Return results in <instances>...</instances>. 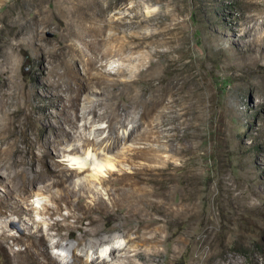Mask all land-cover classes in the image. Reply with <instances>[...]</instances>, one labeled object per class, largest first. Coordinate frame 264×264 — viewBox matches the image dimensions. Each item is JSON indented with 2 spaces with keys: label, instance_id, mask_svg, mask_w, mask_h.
Instances as JSON below:
<instances>
[{
  "label": "rangeland",
  "instance_id": "1",
  "mask_svg": "<svg viewBox=\"0 0 264 264\" xmlns=\"http://www.w3.org/2000/svg\"><path fill=\"white\" fill-rule=\"evenodd\" d=\"M115 34L122 43H115ZM260 34L264 0H0V135L9 136L0 146L33 147L41 156L42 145L61 125L71 136L59 141L58 149L49 147L57 155V168L86 164L84 173L64 183H54L46 172L30 174L24 200L19 205L13 198L14 207L25 208L22 217L0 216V233L6 228L20 240L0 250V264L6 252L35 251L40 236L49 257L60 264H131L128 256L134 264H264V59L252 65V54L244 51ZM124 43L118 51L115 46ZM39 45L43 48L37 50ZM112 46L116 50L106 57ZM98 77L115 80L119 91L101 88ZM53 78L59 87L44 90L42 84ZM80 84L86 88L78 93ZM46 92L63 99L47 98ZM119 92L132 104L122 108L120 118L127 125L119 130L130 138L109 153L86 145L70 154L66 149L83 146L84 138L107 137L110 123L98 115L111 111ZM146 104L154 109L143 114ZM149 122L156 125L157 139H136ZM134 124L139 127L132 131ZM147 142L172 164L174 202L188 197L199 214L170 219L162 233L166 243L150 257L133 252L134 231H106L104 236L116 238L117 248L102 263L107 243L93 255L88 237L82 240L79 232L68 237L66 228L52 224L75 223V216L82 215L74 205L80 194L87 203L101 196L113 204L119 173L130 174L138 165L119 162L114 173L101 165L124 148ZM27 162L30 167L31 159ZM15 171L2 168L7 180L0 193L12 188L8 179ZM93 174L106 183H90ZM72 181L74 194L67 190ZM67 192L72 202L56 201Z\"/></svg>",
  "mask_w": 264,
  "mask_h": 264
},
{
  "label": "bare ground",
  "instance_id": "2",
  "mask_svg": "<svg viewBox=\"0 0 264 264\" xmlns=\"http://www.w3.org/2000/svg\"><path fill=\"white\" fill-rule=\"evenodd\" d=\"M248 31L249 30L247 29L244 30L243 37L248 36V33H250ZM115 38H116L115 43H122L120 42L121 36H117V34H115ZM233 38L237 39L235 37ZM131 40L136 41V38ZM121 45L120 47H118V44L115 46L117 47L116 49H118V51L120 50V48L124 49V47H126L127 44L124 43L123 46ZM245 46H247L244 49L245 53H249L250 55L252 54L251 55L252 58L251 57L249 58V60L251 59L250 61L252 62V65L258 64L256 66H259L261 64V61L264 59V34H260L256 39L253 38V40L248 41V43ZM42 48L43 46L39 45L37 46L36 49L39 50ZM116 49L114 48V46H112L111 48L108 47V51L105 53L106 57L108 54L112 53ZM92 64L90 63V65ZM3 65L4 64L0 62V68H3L2 67ZM96 81L101 88H106L110 86L113 90L119 91L117 89L118 83L115 82V80L109 81L106 80V78L98 77ZM59 85H60L59 79L53 78L52 80L43 83L42 87L44 90H48L51 88H58ZM127 85L129 86V84ZM76 88H78L77 92L80 93L83 88H86V85L80 84ZM134 88L135 86L132 89ZM110 93L112 94V92ZM120 93L121 92H119V95H115L117 93H113L116 96V100L115 101L113 100L114 102H112L111 111H109L108 114L103 116L98 115V118L107 119L108 122L110 123L109 125L110 132L107 135V137L104 139L84 138L83 146L77 145L72 147L71 149H66L67 151H69L70 154L72 153L75 154L79 152V150L81 149L83 150V148L86 145L88 146L92 145L94 147L93 149L95 150H98V148L99 149L103 148V150L109 153L113 151L115 148H117L119 145H121L123 141H126L127 139L130 138V134L129 136H122L119 133L120 128L126 127L127 125L126 121L121 120L120 118L121 110L125 105L131 104V103L127 104L126 101L122 99L123 98V96L121 95L122 93L121 94ZM133 94H135V92ZM45 96L47 98H51V97L58 99L62 98V96H58L56 94L50 95L48 93ZM110 98L112 97L110 96ZM133 101L135 102V100ZM65 106L66 104L63 102V107ZM153 109H154L153 106L146 104V109H144L143 114L149 113ZM91 112L96 115L97 114L96 108H92ZM148 120L150 119L148 118ZM70 124H72V121L70 122ZM138 127H139L138 124H134L132 131H134ZM155 128L156 125L151 124V122H149L147 127H145V129L141 132V134L136 136L135 138L138 140H145V141L157 139L156 137L157 130ZM54 136L55 137L53 140L47 141L44 145H42L45 148L41 156H38L36 154L33 147L26 149L17 147L15 150H10L9 147L2 148L0 146V171L2 170V168H10V167L16 168L15 175L13 177H9L8 179L10 182H13L12 188H10L9 190L6 189L5 194L0 193V216L8 217V219L12 215H17L18 217H22L23 214L22 209L25 210V208L19 209L14 207L13 201L15 200H13V198L16 197L18 199V201L14 203H18L19 205L22 199L24 200L23 194H25L27 191H30L29 182L31 181V177H32L30 174L35 175L41 172L49 173L54 176V180H55L54 183L58 184V182L64 183L68 179L71 180L72 177L78 176L86 171V164L84 162H83L84 164H82V162L77 163L79 165L77 168L74 169L57 168L58 166L57 158H56L57 155L53 154V152L49 147L51 145L54 146L55 149H58L59 141L69 138L71 136V133H69L64 126L59 125L57 130L55 131ZM8 139L9 136L0 135V145L3 143L6 144ZM145 144H146L145 146L138 148L135 147L124 148L123 151L118 152L115 158L108 157L106 163L103 166L101 165V168L106 166L110 171V173H114L113 167H115L116 165L118 166L119 162H137L136 164L138 165L136 170L131 172L130 174L128 172L119 173L118 177L116 178V182L119 183L120 185L119 197L116 201L113 202V204L107 203L101 196H99L94 202L87 203L85 202L86 196L80 194L76 200V204L73 202L74 205L76 206V209L82 211V215L75 216V223L74 224L68 223L66 225H61L58 221H56L52 224V227L59 226V228H66L69 231L67 233L68 237L71 236L76 237L78 232L81 233L82 240L88 237L89 240H91V242L89 243L90 245L89 251H91L93 255H97L99 253L100 246L102 243H107V245L109 246L105 247L104 249H101L102 263L108 261L109 257L113 258L114 257L113 255L115 254V249L117 248L115 244L116 238L110 236H104V233L106 231H112L118 229H123V230L126 229L130 231H134V233L136 234L135 238L137 241L136 244L133 245L135 247L132 248L134 249L133 252L137 256L144 254L146 255V257H150L152 256V254H160L161 252L160 246L162 245L164 246V244L166 243V240L168 238L167 236H165L164 238L162 236V233L164 229L167 228V224L170 221V219L175 217L185 218L192 215L197 216L199 214L197 210V203L190 202L188 200L189 199L188 197L183 199L182 201H179L178 203L174 202V200L171 197V190L173 189V187L170 184L171 174H172L171 172L172 164L171 162H169V160L167 161V159L163 160L162 158L164 156L160 157L159 154L157 155V152L155 150L156 148L154 149V147L151 146L149 142ZM14 154L16 156L15 158L12 157ZM28 158L31 159L30 167H27ZM159 160L164 161L161 163V166L156 164ZM38 164H40V167H38ZM56 177H60V179L57 180ZM15 178H18L19 181L17 182L18 179L15 181ZM5 180H7L6 176L0 175V184H3ZM91 180H96L100 184H105L107 181L106 178L100 174H93L92 179H89L90 183ZM155 183L157 185H160V188H158V186H154L151 189L146 186L148 184H155ZM71 186H73V181L72 183H70V185H68L67 190L74 194V190L71 189L72 188ZM158 190L161 191L159 192ZM15 191L16 194H14ZM70 192H67L61 195L60 197H57L56 201L67 199L69 202H72L71 199L73 197V194ZM157 213L160 214V217L155 216V214ZM68 218H70V215L65 217L66 220ZM93 238L96 239L93 240ZM10 241H12V243L17 244L19 243L20 240L15 235L9 233L8 229L4 228L3 231L0 233V250L5 249L6 247L5 244ZM34 244L36 246V250L29 254L27 252V255H24V253L22 254L20 251L6 252L7 256L4 255L5 264H60V262L56 258H50L49 255L47 254V250L44 248V246L46 245V241L43 239V237L41 236L37 237V240L35 241ZM143 247L145 249H142ZM127 258L130 260L131 264H134L132 258H130L129 256Z\"/></svg>",
  "mask_w": 264,
  "mask_h": 264
}]
</instances>
